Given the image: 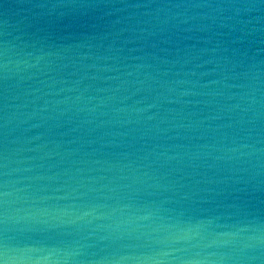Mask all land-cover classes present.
I'll return each mask as SVG.
<instances>
[{
	"label": "water",
	"instance_id": "95a60500",
	"mask_svg": "<svg viewBox=\"0 0 264 264\" xmlns=\"http://www.w3.org/2000/svg\"><path fill=\"white\" fill-rule=\"evenodd\" d=\"M8 264H264V0H0Z\"/></svg>",
	"mask_w": 264,
	"mask_h": 264
},
{
	"label": "snow or ice",
	"instance_id": "6c2138e0",
	"mask_svg": "<svg viewBox=\"0 0 264 264\" xmlns=\"http://www.w3.org/2000/svg\"><path fill=\"white\" fill-rule=\"evenodd\" d=\"M0 264H8L7 258L0 255Z\"/></svg>",
	"mask_w": 264,
	"mask_h": 264
}]
</instances>
